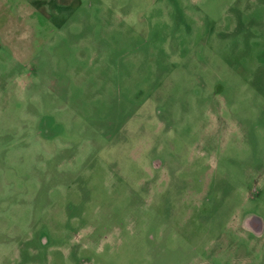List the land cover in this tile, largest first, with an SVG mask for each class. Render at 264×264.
I'll return each mask as SVG.
<instances>
[{
  "label": "rangeland",
  "instance_id": "1",
  "mask_svg": "<svg viewBox=\"0 0 264 264\" xmlns=\"http://www.w3.org/2000/svg\"><path fill=\"white\" fill-rule=\"evenodd\" d=\"M0 264H264V0H0Z\"/></svg>",
  "mask_w": 264,
  "mask_h": 264
}]
</instances>
